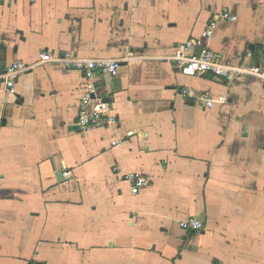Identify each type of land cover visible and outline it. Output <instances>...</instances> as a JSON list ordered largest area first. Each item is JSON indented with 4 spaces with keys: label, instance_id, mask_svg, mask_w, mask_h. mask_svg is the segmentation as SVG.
I'll use <instances>...</instances> for the list:
<instances>
[{
    "label": "crops",
    "instance_id": "obj_1",
    "mask_svg": "<svg viewBox=\"0 0 264 264\" xmlns=\"http://www.w3.org/2000/svg\"><path fill=\"white\" fill-rule=\"evenodd\" d=\"M224 10L206 45L264 70V0H0V71L33 67L0 83V264H264V81L172 62ZM43 53L118 62L94 80L118 127L82 133L84 76Z\"/></svg>",
    "mask_w": 264,
    "mask_h": 264
},
{
    "label": "built area",
    "instance_id": "obj_2",
    "mask_svg": "<svg viewBox=\"0 0 264 264\" xmlns=\"http://www.w3.org/2000/svg\"><path fill=\"white\" fill-rule=\"evenodd\" d=\"M17 1V0H5ZM32 1V0H30ZM238 20L229 10H224L216 14L207 29L200 38L192 39L184 44L177 46L172 62L185 74L190 77H202L211 74L217 78L229 80L232 77L242 74L254 76L264 81V70L256 64H245L241 68H232L225 64L221 54L211 50L206 42L210 40L220 22H235ZM251 58L252 54H248ZM63 62L67 70L79 71L83 74L86 81L85 93L81 98L78 112L77 126L82 133L88 132L94 128H111L118 127L119 120L113 113L111 105L102 98L96 97V88L94 85L95 75L97 72L108 74L116 77L119 74L120 64L118 62H93L83 60L73 53H67L60 59L54 58L49 53L41 55L40 64L51 62ZM33 69L25 63L17 62L12 66L0 71V83L4 85L9 94H14L15 87L19 78ZM184 98H195L198 103L205 108H211L216 102L224 103V98L217 101L209 94L197 96L190 89L182 90ZM115 142L113 145H118ZM116 170H118L116 168ZM70 173H66L69 176ZM125 180L131 185V193L133 195L140 194L141 190L146 188L149 180L140 174H128ZM181 228L188 232H199L203 229V224L196 218L188 219L181 223Z\"/></svg>",
    "mask_w": 264,
    "mask_h": 264
},
{
    "label": "water",
    "instance_id": "obj_3",
    "mask_svg": "<svg viewBox=\"0 0 264 264\" xmlns=\"http://www.w3.org/2000/svg\"><path fill=\"white\" fill-rule=\"evenodd\" d=\"M189 102H190V103H193L194 101L191 99V100H189ZM62 175H63L62 173H60V174L58 175L60 181H63V180H61Z\"/></svg>",
    "mask_w": 264,
    "mask_h": 264
}]
</instances>
